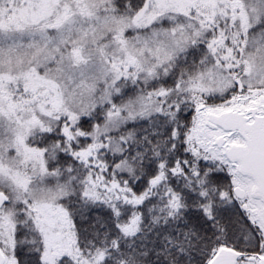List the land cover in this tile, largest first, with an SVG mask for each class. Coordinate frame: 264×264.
<instances>
[{
	"label": "snow or ice",
	"instance_id": "1",
	"mask_svg": "<svg viewBox=\"0 0 264 264\" xmlns=\"http://www.w3.org/2000/svg\"><path fill=\"white\" fill-rule=\"evenodd\" d=\"M0 264H264V0H0Z\"/></svg>",
	"mask_w": 264,
	"mask_h": 264
}]
</instances>
